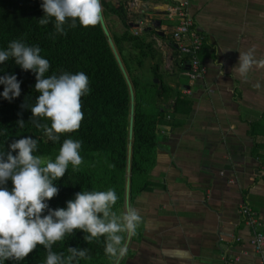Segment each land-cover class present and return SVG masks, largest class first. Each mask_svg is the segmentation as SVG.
I'll return each mask as SVG.
<instances>
[{
	"label": "crops",
	"instance_id": "0c3cea01",
	"mask_svg": "<svg viewBox=\"0 0 264 264\" xmlns=\"http://www.w3.org/2000/svg\"><path fill=\"white\" fill-rule=\"evenodd\" d=\"M104 1L122 5L130 32L147 44L139 75L156 70L180 94L164 104L148 187L130 203L141 221L118 264H259L239 207L248 203L264 228V66L254 64L246 80L235 68L250 49L264 60V0H192L206 67L195 82L171 37L177 20L168 8L179 0ZM104 21L126 30L118 14Z\"/></svg>",
	"mask_w": 264,
	"mask_h": 264
},
{
	"label": "trees",
	"instance_id": "16d2710c",
	"mask_svg": "<svg viewBox=\"0 0 264 264\" xmlns=\"http://www.w3.org/2000/svg\"><path fill=\"white\" fill-rule=\"evenodd\" d=\"M41 3L42 0H0V50H7L13 40H22L27 46H39L42 58L50 62L45 76L84 72L90 88V92L81 97L84 118L77 131L61 134L59 141L49 140L43 129H38L35 122L30 120V107L35 105L39 95L34 87L35 74L22 70L10 57L0 64V76L15 75L21 82V95L11 101L0 96V153L10 151L8 146L25 136L37 140V150L33 154L40 157H56L65 139L80 141L79 152L83 162L76 171L69 164L64 177L54 181L59 192L47 202L49 208H65L66 202L73 200L75 194L81 191L114 189L118 199L113 211L120 216L129 142L130 96L127 83L100 23L84 28L77 21L75 28L65 25L66 34H56L54 18L44 26L38 23V19L44 15ZM101 4L104 20L110 11L118 14L126 27L122 33H115L106 25L134 90L129 192V201H132L136 192L148 187L147 174L156 163L159 129L167 115L164 104L174 94L175 100H178L180 94L165 84L156 70L153 77L159 80L158 83L139 75L145 59L150 57V52L145 50L147 44L136 37L137 31H132L134 35L130 32L122 5L115 8L104 0H101ZM185 63L188 66L187 60ZM3 89L4 85H0V93ZM22 104L29 108H21ZM21 119L25 122L23 128L16 125ZM37 119L42 124L51 125L46 118ZM6 187L11 190V180ZM46 214L47 211L42 215ZM85 235L82 230H74L73 235H65L63 240L57 241L52 251L67 257L68 247L86 248L87 256L73 264H111L115 260L105 254V237L88 243ZM120 235L125 239L126 233ZM134 238L135 234L132 235ZM46 255L44 247L37 245L24 260L0 261V264H45Z\"/></svg>",
	"mask_w": 264,
	"mask_h": 264
},
{
	"label": "clouds",
	"instance_id": "9594fccd",
	"mask_svg": "<svg viewBox=\"0 0 264 264\" xmlns=\"http://www.w3.org/2000/svg\"><path fill=\"white\" fill-rule=\"evenodd\" d=\"M40 7L44 15L38 23L44 26L54 18L56 34H66V24L75 28L78 21L80 26L88 28L101 21V0H42ZM40 53L39 46H27L22 40H13L7 50H0V64L11 57L22 70L35 74L34 87L39 95L35 105L30 107V120L55 142L60 140L61 134L73 133L80 128L84 118L81 97L90 92L89 79L84 72L45 76L50 62ZM256 63L264 66V60L257 62L254 49H250L239 55L235 71L246 80ZM218 67L223 71L222 63ZM0 85H4L0 96L6 100L21 95V82L15 75L0 76ZM21 108L29 107L22 104ZM37 118H46L51 125L42 124ZM24 124L22 119L16 122L21 128ZM37 146L36 139L25 136L14 140L8 146L10 151L0 153V261L24 260L37 245H42L47 252L45 264H73L87 256L86 248L68 247L69 255L64 257L52 251V246L65 235H73L74 230H82L87 234L84 239L88 243L105 237V254L118 264L119 258L127 253L120 233L135 234L141 221L137 210L129 207L118 216L113 211L118 199L114 189L81 191L66 202L65 208H49L47 202L59 192L54 181L64 177L69 164L76 171L83 162L79 152L81 142L65 139L54 161L34 155ZM9 180L13 185L11 190L6 187ZM45 211L47 214L42 215Z\"/></svg>",
	"mask_w": 264,
	"mask_h": 264
},
{
	"label": "built area",
	"instance_id": "2783aa9c",
	"mask_svg": "<svg viewBox=\"0 0 264 264\" xmlns=\"http://www.w3.org/2000/svg\"><path fill=\"white\" fill-rule=\"evenodd\" d=\"M191 2L192 0L177 1L168 8V14L177 20L171 35L172 41L175 43L178 53L187 60V75L190 81L195 82L204 76L206 67L200 58L204 37L195 27L194 16L190 10ZM182 93L190 94L191 89L185 88ZM239 213L251 230L250 244L259 256V264H264V228H261L262 223L248 203L240 205Z\"/></svg>",
	"mask_w": 264,
	"mask_h": 264
},
{
	"label": "water",
	"instance_id": "95a60500",
	"mask_svg": "<svg viewBox=\"0 0 264 264\" xmlns=\"http://www.w3.org/2000/svg\"><path fill=\"white\" fill-rule=\"evenodd\" d=\"M100 26L104 32V34L106 35L107 37V40H108V43L110 45V48L116 58V61L119 65V68L125 78V81L127 83V86H128V90H129V96H130V115H129V129H128V139H129V142H128V147H127V166H126V170H127V177H126V183H125V204H126V207L128 208L129 206V192H130V169H131V165H130V162H131V151H132V146H131V140H132V135H133V114H134V90H133V87H132V84H131V81L128 77V74L126 72V69L123 65V62L121 61V58L117 52V49L115 47V44L113 42V39L111 38L110 36V33H109V30L106 26V23L104 21V17H103V13H101V21H100ZM154 82H157V80L155 79ZM160 87V85H159ZM130 238H131V235H129L127 233V237H126V240H125V243L124 245L127 247L128 246V243L130 241ZM121 258V257H120ZM119 258V260H120ZM118 260V261H119ZM115 263H117V261H115Z\"/></svg>",
	"mask_w": 264,
	"mask_h": 264
},
{
	"label": "rangeland",
	"instance_id": "374dc122",
	"mask_svg": "<svg viewBox=\"0 0 264 264\" xmlns=\"http://www.w3.org/2000/svg\"><path fill=\"white\" fill-rule=\"evenodd\" d=\"M156 78H151V80L154 82ZM43 160L47 161V160H55V157H41ZM126 177H127V170H126ZM126 177H125V183H126ZM130 203L131 201H129V206L128 208L130 207ZM128 208L126 207V204H125V185H124V202H123V206L121 205L120 207V216H122L127 210ZM122 212V213H121ZM132 237V235H131Z\"/></svg>",
	"mask_w": 264,
	"mask_h": 264
}]
</instances>
